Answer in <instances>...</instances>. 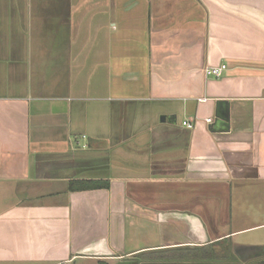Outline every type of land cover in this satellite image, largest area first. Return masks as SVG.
I'll list each match as a JSON object with an SVG mask.
<instances>
[{"label": "crops", "instance_id": "crops-1", "mask_svg": "<svg viewBox=\"0 0 264 264\" xmlns=\"http://www.w3.org/2000/svg\"><path fill=\"white\" fill-rule=\"evenodd\" d=\"M259 229L264 0H0V264L207 263Z\"/></svg>", "mask_w": 264, "mask_h": 264}, {"label": "rangeland", "instance_id": "rangeland-1", "mask_svg": "<svg viewBox=\"0 0 264 264\" xmlns=\"http://www.w3.org/2000/svg\"><path fill=\"white\" fill-rule=\"evenodd\" d=\"M248 221H249V219H245V222H248ZM263 236H264V229H259L258 231H254V232L249 231L248 233H245L243 235H240V236L237 237V239L241 243H246L247 244V248H251V244L252 245L253 244H255V245L261 244L262 245L264 243V242H262ZM217 245H216L217 246L216 247V251H217L216 254H217V257H218V255H219L218 252L220 251V248L222 247V245L221 244H218V243H217ZM214 248H215V246H214ZM116 253H121L122 255H126L124 253V251H120V250H118ZM133 253H135V255H132L131 257H129L130 256L129 254H127L129 256H123L122 258H124V260L122 262L128 263V264L130 262H132V261H133L134 264H141L140 262L145 263V260L142 258V257H144V255L141 252H138V253L133 252ZM130 254H132V253H130ZM164 256H166V255H164V253L161 252L160 255H159V258L160 259H159V261L157 260V262L159 264H169V263H172L173 260H168L167 258H163ZM211 257H212V259H214V261H219V259L217 257H215V256L214 257L211 256ZM209 259H210V257H209ZM202 260H204V259H202ZM106 262L107 261H105V263ZM118 262H121V261H118ZM122 262H121V264H123ZM83 263H85V264H105L104 262L102 263V262H99L98 260L87 261V260H82L81 259V260H77L76 261V264H83ZM113 263L115 264V261H111L110 264H113ZM240 263L241 264H245L246 262L245 263L240 262Z\"/></svg>", "mask_w": 264, "mask_h": 264}, {"label": "flooded vegetation", "instance_id": "flooded-vegetation-1", "mask_svg": "<svg viewBox=\"0 0 264 264\" xmlns=\"http://www.w3.org/2000/svg\"><path fill=\"white\" fill-rule=\"evenodd\" d=\"M231 248V249H230ZM219 261L208 259L207 263L204 260L199 264H264V248H247L240 246H229L224 248L220 256L217 257Z\"/></svg>", "mask_w": 264, "mask_h": 264}, {"label": "built area", "instance_id": "built-area-1", "mask_svg": "<svg viewBox=\"0 0 264 264\" xmlns=\"http://www.w3.org/2000/svg\"><path fill=\"white\" fill-rule=\"evenodd\" d=\"M226 69H227V64H221L218 66H207L204 69V72L207 77L220 78ZM208 121L211 122V119H208ZM182 123L184 126L190 129L195 126L193 122L188 120H185Z\"/></svg>", "mask_w": 264, "mask_h": 264}, {"label": "water", "instance_id": "water-1", "mask_svg": "<svg viewBox=\"0 0 264 264\" xmlns=\"http://www.w3.org/2000/svg\"><path fill=\"white\" fill-rule=\"evenodd\" d=\"M225 104H227L226 101L219 100L218 103H217V112H219V108H220L221 106L225 105ZM217 117H220L221 119H227V120H228L227 115L225 116L224 114H221V113L217 114ZM164 119H165V118H164V116H163L162 120H164Z\"/></svg>", "mask_w": 264, "mask_h": 264}, {"label": "trees", "instance_id": "trees-1", "mask_svg": "<svg viewBox=\"0 0 264 264\" xmlns=\"http://www.w3.org/2000/svg\"><path fill=\"white\" fill-rule=\"evenodd\" d=\"M199 262V261H198Z\"/></svg>", "mask_w": 264, "mask_h": 264}]
</instances>
